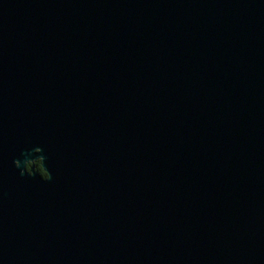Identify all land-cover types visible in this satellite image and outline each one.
Wrapping results in <instances>:
<instances>
[{"label": "water", "instance_id": "water-1", "mask_svg": "<svg viewBox=\"0 0 264 264\" xmlns=\"http://www.w3.org/2000/svg\"><path fill=\"white\" fill-rule=\"evenodd\" d=\"M0 264H264V0H0Z\"/></svg>", "mask_w": 264, "mask_h": 264}, {"label": "trees", "instance_id": "trees-1", "mask_svg": "<svg viewBox=\"0 0 264 264\" xmlns=\"http://www.w3.org/2000/svg\"><path fill=\"white\" fill-rule=\"evenodd\" d=\"M33 166H35L36 169H37L38 171H40L44 177H47V174L45 173V171H44L43 168H42V163H41V161H37V162H34V163H29V164H28V167H27L28 170H31V168H32Z\"/></svg>", "mask_w": 264, "mask_h": 264}]
</instances>
